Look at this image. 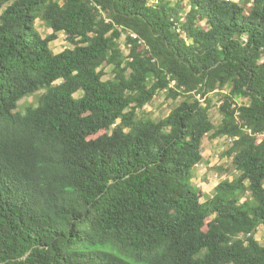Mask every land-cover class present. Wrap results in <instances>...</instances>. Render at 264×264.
Here are the masks:
<instances>
[{"label": "trees", "instance_id": "trees-1", "mask_svg": "<svg viewBox=\"0 0 264 264\" xmlns=\"http://www.w3.org/2000/svg\"><path fill=\"white\" fill-rule=\"evenodd\" d=\"M209 132L238 174L201 201ZM263 134L264 0H0V264H264Z\"/></svg>", "mask_w": 264, "mask_h": 264}, {"label": "rangeland", "instance_id": "rangeland-1", "mask_svg": "<svg viewBox=\"0 0 264 264\" xmlns=\"http://www.w3.org/2000/svg\"><path fill=\"white\" fill-rule=\"evenodd\" d=\"M171 4H174L177 0H169ZM185 5V10L189 8V0H182ZM36 30L44 37L51 32V29L46 26L41 21L35 23ZM126 34L123 33L120 37V46L125 54L128 52V47L125 43ZM72 47L67 41L66 35L63 32L58 33V38L50 42V48L54 53H59L65 48ZM105 75L103 79H109L113 77L112 66H105ZM43 92V90L33 94L32 96H26L18 102L19 108H23L28 103H36L38 96ZM75 95H79L77 92ZM210 97L213 101V107L209 110L210 119L214 124H218L221 121V114L219 112V99L217 94H211ZM181 98L176 100L166 99V93H159L151 103L146 105L145 111L149 112L154 119H159L166 116L169 111L179 104ZM240 102L247 103V98H241ZM212 132H209L202 139L201 153L202 160L194 166L193 172V182L201 189L202 197L201 201H205L210 198L215 192V186L223 179H232L236 173L235 169H229L225 173H221L219 169H224L230 167V159L223 156V152L231 145L232 140L225 136L212 137ZM256 238L261 245H264V226L258 228Z\"/></svg>", "mask_w": 264, "mask_h": 264}, {"label": "built area", "instance_id": "built-area-1", "mask_svg": "<svg viewBox=\"0 0 264 264\" xmlns=\"http://www.w3.org/2000/svg\"><path fill=\"white\" fill-rule=\"evenodd\" d=\"M201 101H202V103L204 102V99H201ZM249 133H251V129H249V128H245ZM264 135V134H263Z\"/></svg>", "mask_w": 264, "mask_h": 264}]
</instances>
